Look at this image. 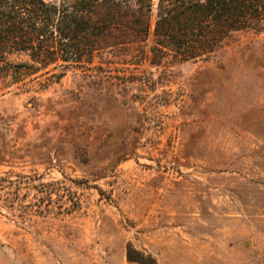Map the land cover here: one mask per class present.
<instances>
[{
	"label": "rangeland",
	"instance_id": "rangeland-1",
	"mask_svg": "<svg viewBox=\"0 0 264 264\" xmlns=\"http://www.w3.org/2000/svg\"><path fill=\"white\" fill-rule=\"evenodd\" d=\"M136 54L0 73V264H264V32Z\"/></svg>",
	"mask_w": 264,
	"mask_h": 264
},
{
	"label": "trees",
	"instance_id": "trees-1",
	"mask_svg": "<svg viewBox=\"0 0 264 264\" xmlns=\"http://www.w3.org/2000/svg\"><path fill=\"white\" fill-rule=\"evenodd\" d=\"M245 30L264 32V0H0V64L20 54L30 61L0 73L61 79L65 72L56 69L129 50L153 65L167 57L198 61Z\"/></svg>",
	"mask_w": 264,
	"mask_h": 264
}]
</instances>
